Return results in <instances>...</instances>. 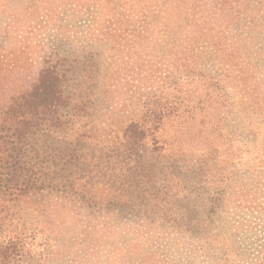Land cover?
<instances>
[{"label":"trees","instance_id":"1","mask_svg":"<svg viewBox=\"0 0 264 264\" xmlns=\"http://www.w3.org/2000/svg\"><path fill=\"white\" fill-rule=\"evenodd\" d=\"M240 1L247 12L227 13L231 22L244 21L246 36L264 29V0ZM219 2L216 8L240 9L235 0ZM198 24L184 40L164 38L171 56L163 77L168 84L164 110L153 101L149 112L141 108L123 117L117 113L109 132L99 138L102 142L126 157L140 151L154 156L165 151L159 131L171 114L199 115L209 122L208 116L219 111L218 123L230 121L232 127L260 137L264 157V68L256 58L246 60L247 70H233L223 62V68L212 71L216 62L211 55L218 45L208 41V25ZM135 35L130 32V44L143 36L142 29ZM243 39L238 41L239 52H228L227 59L250 57L252 49L247 51ZM53 60L40 62L17 91H0V264H108L100 259L95 238L106 228L92 229L86 222L77 240H66L58 229L64 212L86 221L92 219L87 211H105L81 173L93 155L91 145L100 142L93 141L90 123L106 97L103 91L100 97L96 93L104 84L100 81L98 88L91 75ZM171 65L181 72L172 74ZM170 161L173 168L163 170L135 160L132 171L123 175L125 190L108 200L120 201L118 211L130 217L124 227L130 236L124 251L130 264H264V237L258 239L255 232L264 229V222L244 215L255 213L264 220V159L259 196L251 199L244 192L248 183L233 173L226 181L213 164V170L204 172L203 163L196 167ZM27 211L34 214L31 224L24 221Z\"/></svg>","mask_w":264,"mask_h":264},{"label":"rangeland","instance_id":"2","mask_svg":"<svg viewBox=\"0 0 264 264\" xmlns=\"http://www.w3.org/2000/svg\"><path fill=\"white\" fill-rule=\"evenodd\" d=\"M234 3L239 6L242 2L235 0ZM219 4V0H0V91L5 94L17 91L35 75L38 64L46 58L64 62L73 72L77 68L84 71L85 76L91 75L98 88L99 84H104L100 93H96L100 97L103 91L106 97L98 105L96 121L90 123L94 127L93 141L100 142L91 145L93 155L88 157L91 160L81 173L82 181L87 184L91 181L90 186L103 200L101 208L105 207V211H87L92 219L86 221L71 211L64 212L58 229L66 240H77L86 222L93 225L92 229L106 228L95 238L100 259L108 264L123 261L130 264L125 257L128 251L124 252L130 243V236L124 231L130 217L118 211L120 201L108 200L111 194L118 195L125 190L123 175L132 171L135 160L141 161L143 167L154 163L163 170L173 168L170 160L196 167L199 163L206 164L204 172L213 170V164L226 181L231 173L234 178L246 181L249 186L244 192L248 199L259 194L258 175L262 171L259 166L264 159L260 137L232 127L230 121L224 126L218 123L219 111L208 116L209 122L200 120L199 115L171 114L163 120L159 131L166 142L165 151L154 156L140 151L138 155L130 153V157H126L113 150L110 143L99 139L109 132L111 119L117 113L123 117L122 113L127 115L141 108L149 112L153 101L163 109L161 105L168 90L163 77L166 61L171 58L164 38L184 40V35H192L198 23L208 25L207 39L218 45L211 55L216 62L212 71L223 68V62L233 70L241 67L247 70L246 60L256 58L264 68V29L252 30L246 36L244 21L236 25L227 14L247 12L242 9L243 5L239 6V11H226V8H216ZM140 29L143 36L130 44V32L134 31L137 36ZM244 37L247 51L252 49L250 57L227 59L228 52H239L238 41ZM176 67L171 65L168 69L177 75L181 69ZM95 85L93 87H97ZM103 148L107 153H102ZM107 154L110 157H106ZM26 213L25 222L34 219V214ZM244 215L253 222L258 219L264 222L255 213ZM263 230L260 227L255 231L258 239L264 237Z\"/></svg>","mask_w":264,"mask_h":264}]
</instances>
